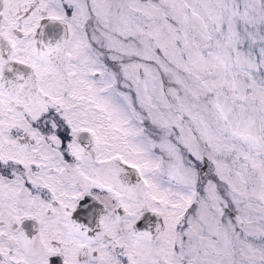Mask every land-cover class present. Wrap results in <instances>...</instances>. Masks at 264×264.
Wrapping results in <instances>:
<instances>
[{
	"label": "snow or ice",
	"instance_id": "snow-or-ice-1",
	"mask_svg": "<svg viewBox=\"0 0 264 264\" xmlns=\"http://www.w3.org/2000/svg\"><path fill=\"white\" fill-rule=\"evenodd\" d=\"M0 264H264V0H0Z\"/></svg>",
	"mask_w": 264,
	"mask_h": 264
},
{
	"label": "flooded vegetation",
	"instance_id": "flooded-vegetation-1",
	"mask_svg": "<svg viewBox=\"0 0 264 264\" xmlns=\"http://www.w3.org/2000/svg\"><path fill=\"white\" fill-rule=\"evenodd\" d=\"M57 34V30L56 29H48L46 30L45 33V38L46 39H53L55 37V35Z\"/></svg>",
	"mask_w": 264,
	"mask_h": 264
}]
</instances>
